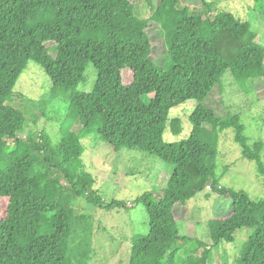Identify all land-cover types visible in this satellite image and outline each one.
I'll list each match as a JSON object with an SVG mask.
<instances>
[{
    "label": "trees",
    "instance_id": "obj_1",
    "mask_svg": "<svg viewBox=\"0 0 264 264\" xmlns=\"http://www.w3.org/2000/svg\"><path fill=\"white\" fill-rule=\"evenodd\" d=\"M136 2L149 7L148 19L135 16ZM256 38L232 14H215L210 0H0V264L90 263L96 209L127 208L105 203L84 171L80 140L92 134L113 152L136 150L173 167L161 196L138 198L148 233L132 238L128 264H176L186 240L178 223L207 186L220 197L205 224L210 245L198 242L199 252L188 251L183 264H211L212 248L233 243L243 228L252 232L236 264H264V197L218 188L215 175L217 134L231 128L264 183V143L248 144L238 115L220 117L203 105L223 93L227 79L244 92L258 80L264 92V46ZM160 53L170 63L165 71L155 65ZM29 61L69 96L54 143L35 127L27 131L10 104ZM89 64L96 81L91 92H79ZM188 101L195 102L189 137L165 142L166 129L182 131L170 111ZM75 123L79 132L71 131ZM78 199L87 214L78 212Z\"/></svg>",
    "mask_w": 264,
    "mask_h": 264
},
{
    "label": "rangeland",
    "instance_id": "obj_2",
    "mask_svg": "<svg viewBox=\"0 0 264 264\" xmlns=\"http://www.w3.org/2000/svg\"><path fill=\"white\" fill-rule=\"evenodd\" d=\"M210 2L213 3L215 14L230 13L240 22L247 23L256 33V41L264 46V0ZM134 14L140 19H148L151 10L145 3L136 2ZM50 54L55 56L53 50ZM158 58L155 65L161 70L165 71L170 67L167 59L162 60L163 53H160ZM84 77L85 80L78 85L77 90L89 93L97 77L91 64L86 67ZM250 84L246 86L247 89ZM254 89L244 92L232 79H227L222 94H215L203 102V105L211 107L220 117L238 115L245 127L244 135L250 146L258 141L264 143V92L258 80L255 81ZM152 97L153 94H148L143 99L148 102ZM10 100L11 106L22 112L24 128L27 131L35 127L37 131L45 132L50 141L56 142L59 125L67 112L69 96L54 91L48 77L35 62H28L13 88ZM194 107L195 102L188 101L170 111V118L180 119L182 131L173 136L169 128L166 129L163 134L165 142H178L189 137V118ZM203 127L211 130L206 125ZM80 129V124L75 123L71 131L79 132ZM18 137L24 139L26 133H19ZM217 141L215 175L220 179L218 188L222 186L233 191H244L252 201L263 198V178L258 175L255 162L242 158L241 149L234 141L233 129H226L217 134ZM80 143L84 149V171L93 178V189L105 203L116 200L127 207L119 206L110 211L94 210L93 253L89 264H128L132 238L148 233V215L138 198L145 192H151L154 197L161 196L167 187L173 167L136 150L122 149L113 152L101 137L93 134L81 138ZM260 157L264 163V149ZM207 187L204 192L188 202L187 212L182 222L178 223L180 236L186 240L176 254V264L184 263L188 251L199 252L198 242L210 245L205 235V224L212 217L211 212L220 197ZM75 207L81 214H87L85 210H91L83 199H78ZM251 232V229L243 228L236 234L233 243H222L212 248L211 264H236L240 248Z\"/></svg>",
    "mask_w": 264,
    "mask_h": 264
},
{
    "label": "built area",
    "instance_id": "obj_3",
    "mask_svg": "<svg viewBox=\"0 0 264 264\" xmlns=\"http://www.w3.org/2000/svg\"><path fill=\"white\" fill-rule=\"evenodd\" d=\"M208 188V187H207Z\"/></svg>",
    "mask_w": 264,
    "mask_h": 264
}]
</instances>
